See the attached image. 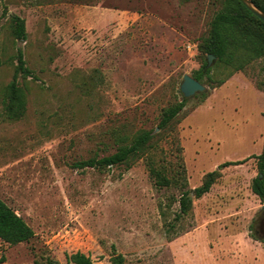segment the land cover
<instances>
[{
    "label": "rangeland",
    "instance_id": "374dc122",
    "mask_svg": "<svg viewBox=\"0 0 264 264\" xmlns=\"http://www.w3.org/2000/svg\"><path fill=\"white\" fill-rule=\"evenodd\" d=\"M218 0H0V197L34 230L0 239V264H264V203L252 190L264 147V91L244 72L187 98L173 128L163 111L181 101L185 74L201 65L199 42ZM25 20L15 39L11 16ZM32 74L19 120L3 116L17 51ZM152 131L151 155L177 185L159 187L145 159L129 168H76L117 150V132ZM211 190L180 218L179 198L226 161Z\"/></svg>",
    "mask_w": 264,
    "mask_h": 264
},
{
    "label": "trees",
    "instance_id": "16d2710c",
    "mask_svg": "<svg viewBox=\"0 0 264 264\" xmlns=\"http://www.w3.org/2000/svg\"><path fill=\"white\" fill-rule=\"evenodd\" d=\"M251 1L264 12V0ZM218 2L221 7L210 21L208 34L198 44L201 65L192 76L203 84L210 82L213 87H218L233 74L244 72L254 81L258 89L264 91V20L252 12L241 0H218ZM10 20L14 38L26 40L25 20L15 14ZM209 54L215 57L211 65L208 64ZM16 58V74L7 85L2 100L3 116L12 121L21 119L27 110V93L25 88L19 84L17 77L21 75L26 78L32 74L21 48H18ZM205 91L201 92L200 96L205 97ZM186 102L187 98L184 97L181 101L167 107L160 118L159 128L163 130L173 128ZM117 137L118 145L115 152L101 157L94 155L81 159L75 161L72 166L103 169L125 164L129 168L143 158L147 163L149 175L157 186L168 187L172 184L177 185L181 181V172L170 175L169 169L165 166H158L152 157L151 149L154 138L152 131L142 130L131 136L117 132ZM253 157L257 159L258 175L253 179L252 190L264 203V147L260 154ZM247 159L226 161L220 164L217 169L207 172L201 185L194 189H187L186 183H182L183 190L179 198L181 211L177 218L191 211L192 194L199 198L211 190L213 184L221 176L222 168L241 164ZM34 235V230L26 220L0 197V239L15 245L30 241ZM113 260L115 264H122L124 257L118 253ZM46 262L47 264H61L51 258H47ZM66 264H93V260L89 255L77 251L69 257Z\"/></svg>",
    "mask_w": 264,
    "mask_h": 264
},
{
    "label": "water",
    "instance_id": "95a60500",
    "mask_svg": "<svg viewBox=\"0 0 264 264\" xmlns=\"http://www.w3.org/2000/svg\"><path fill=\"white\" fill-rule=\"evenodd\" d=\"M252 12H254L259 18L264 20V12L260 10L251 0H241ZM214 55H208V64L211 65L214 60ZM207 89L206 85L201 81L195 79L189 74H185L180 86L181 93L184 97L189 98L196 93L204 92ZM264 237V222L259 225Z\"/></svg>",
    "mask_w": 264,
    "mask_h": 264
}]
</instances>
